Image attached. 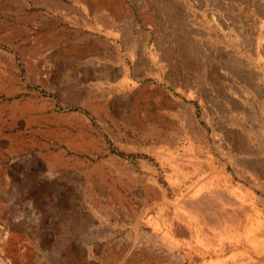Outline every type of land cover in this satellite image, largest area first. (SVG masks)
Returning <instances> with one entry per match:
<instances>
[{"label": "rangeland", "instance_id": "1", "mask_svg": "<svg viewBox=\"0 0 264 264\" xmlns=\"http://www.w3.org/2000/svg\"><path fill=\"white\" fill-rule=\"evenodd\" d=\"M0 264H264V0H0Z\"/></svg>", "mask_w": 264, "mask_h": 264}]
</instances>
